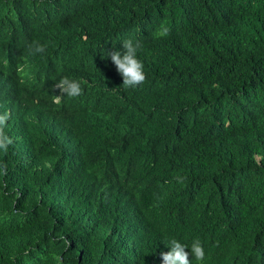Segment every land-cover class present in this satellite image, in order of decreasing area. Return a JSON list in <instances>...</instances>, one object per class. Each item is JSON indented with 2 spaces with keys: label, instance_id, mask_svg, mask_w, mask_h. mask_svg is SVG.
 Wrapping results in <instances>:
<instances>
[{
  "label": "trees",
  "instance_id": "1",
  "mask_svg": "<svg viewBox=\"0 0 264 264\" xmlns=\"http://www.w3.org/2000/svg\"><path fill=\"white\" fill-rule=\"evenodd\" d=\"M0 7L18 10H0L14 140L0 154V264H161L171 238L200 239L193 264H264V0ZM129 38L143 44L136 89L103 55ZM32 41L46 52L29 56ZM65 76L83 95L57 105Z\"/></svg>",
  "mask_w": 264,
  "mask_h": 264
},
{
  "label": "clouds",
  "instance_id": "2",
  "mask_svg": "<svg viewBox=\"0 0 264 264\" xmlns=\"http://www.w3.org/2000/svg\"><path fill=\"white\" fill-rule=\"evenodd\" d=\"M11 9L0 7L3 10L4 16L12 17ZM17 12L18 10L15 9ZM20 17V16H19ZM8 22V19H7ZM43 25L45 26L44 22ZM46 27V26H45ZM17 33L22 37L26 36V31L23 26V15L21 14L20 21L16 25ZM170 34V29L166 26H162L158 36L166 37ZM122 42L123 52L120 50H113L110 52H104V56L110 58L112 64L115 66L116 71L122 77V87L124 89H136L146 82L147 76L144 71V64L139 58V53L142 51L143 44L139 40H133L131 38L125 39ZM47 50L45 44H41L38 41H32L27 45V51L29 56H35L45 53ZM11 72L5 67L0 65V80L2 83L8 81L11 78ZM53 87L59 90L60 95H54L53 101L59 105L64 96L69 98H77L83 95V87L81 81L70 79L67 76L58 80ZM48 104L50 106V100L45 98L42 101V105ZM11 118L9 111L0 112V154L7 155L9 148L14 144V140L8 135L6 129L8 127V121ZM8 165L5 161L0 159V186L7 187V184L3 182V177L7 175ZM19 198V193H17ZM169 248L167 252H161V264H193V259L198 262H203L206 256L205 249L199 238L193 239L191 244L188 245L176 238H171L166 244Z\"/></svg>",
  "mask_w": 264,
  "mask_h": 264
},
{
  "label": "bare ground",
  "instance_id": "3",
  "mask_svg": "<svg viewBox=\"0 0 264 264\" xmlns=\"http://www.w3.org/2000/svg\"><path fill=\"white\" fill-rule=\"evenodd\" d=\"M75 26V25H74ZM140 34V33H139ZM95 52V51H94ZM4 54V53H3ZM100 54V53H99ZM5 57V56H4ZM19 58V57H18ZM80 58V57H79ZM17 59V58H16ZM75 59V58H74ZM84 76V75H83ZM1 89V88H0ZM3 89V88H2ZM11 94V93H10ZM4 95V94H3ZM25 105V104H24ZM10 110V109H9ZM18 111V109H17ZM137 119V118H136ZM16 121V120H15ZM30 121V120H29ZM15 124V123H14ZM14 126V125H13ZM22 126V125H21ZM21 129V128H20Z\"/></svg>",
  "mask_w": 264,
  "mask_h": 264
}]
</instances>
